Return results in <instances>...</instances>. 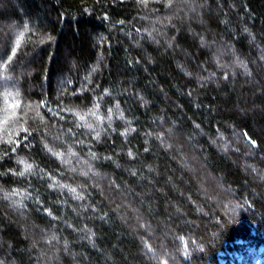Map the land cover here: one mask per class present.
Masks as SVG:
<instances>
[{"label":"trees","instance_id":"1","mask_svg":"<svg viewBox=\"0 0 264 264\" xmlns=\"http://www.w3.org/2000/svg\"><path fill=\"white\" fill-rule=\"evenodd\" d=\"M263 245L264 0H0V264Z\"/></svg>","mask_w":264,"mask_h":264},{"label":"rangeland","instance_id":"2","mask_svg":"<svg viewBox=\"0 0 264 264\" xmlns=\"http://www.w3.org/2000/svg\"><path fill=\"white\" fill-rule=\"evenodd\" d=\"M219 254V261L222 264H264V245L260 246L254 253L242 248L234 251H223Z\"/></svg>","mask_w":264,"mask_h":264}]
</instances>
